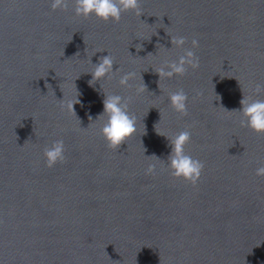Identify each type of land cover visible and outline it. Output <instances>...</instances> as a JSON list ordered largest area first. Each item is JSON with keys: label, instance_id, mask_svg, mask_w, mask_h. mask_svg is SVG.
Segmentation results:
<instances>
[{"label": "water", "instance_id": "water-1", "mask_svg": "<svg viewBox=\"0 0 264 264\" xmlns=\"http://www.w3.org/2000/svg\"><path fill=\"white\" fill-rule=\"evenodd\" d=\"M139 8L141 17L104 22L75 16L72 0L55 11L49 0H0V264H264V176L255 174L264 134L230 112L243 94L264 99L255 92L264 86V0ZM169 36H183L185 48L198 41L199 67L159 81L154 70L183 54ZM103 50L121 69L103 90L131 97L137 117L116 149L89 117L103 110L87 73ZM122 72L135 73L131 87L119 85ZM179 89L187 115L168 100ZM182 130L191 132L185 152L204 164L195 185L170 175L168 140L156 133ZM57 139L65 159L48 167L43 149ZM149 163L156 171L146 175Z\"/></svg>", "mask_w": 264, "mask_h": 264}, {"label": "clouds", "instance_id": "clouds-1", "mask_svg": "<svg viewBox=\"0 0 264 264\" xmlns=\"http://www.w3.org/2000/svg\"><path fill=\"white\" fill-rule=\"evenodd\" d=\"M49 2L53 11L64 9L68 4V0H49ZM72 2L74 3V14L77 17L88 18L89 16H95L97 19L104 22H119L122 13L128 11L134 12L139 17L142 15L139 8L140 0H72ZM169 37L171 47L183 49V54L178 56L175 60L165 61L159 68L154 70L159 77V81L163 78L183 75L188 67L192 69L199 67V59L192 50V48L198 46V41L193 39L192 48H185L184 45L186 40L183 36ZM157 45L161 44L157 43ZM105 51L107 55L99 56L97 63H92L91 61L93 67L91 71L87 72L91 75V79L88 81L89 85L93 86L99 82L103 92L102 112L99 113L95 119L91 116L89 117L92 121H102L99 132L106 141L108 147L116 149L126 143L127 139L137 132V117L129 110L131 97L109 93L103 90L101 83L103 80L117 73H121L120 67H117L115 70L113 69V65H116V63L113 56L107 50L98 52ZM134 77V72H122V74L119 75L118 83L123 88L131 87L129 82ZM145 88L146 85L143 83L137 87L135 91L139 94L142 93ZM262 89H264V86L257 84L255 92L259 93ZM197 95H199V93H197ZM168 100L175 112L181 115H187L188 94L183 89L170 92L168 94ZM60 101V107L67 108L70 112L74 111L73 106L77 104L74 100H68L65 103L64 98L60 99ZM240 105L241 107L239 109H234L230 112H239L241 114L243 117L240 121L241 126L247 127L257 134H264V99H253L243 94ZM88 127H90V124ZM156 133L168 140L170 151L165 161L170 175L177 179H184L195 185L200 179L204 164L202 161L193 158L185 152V146L191 140V132L182 130L171 137L167 136L164 132L156 131ZM64 152L65 146L62 139L54 140L50 145H46L43 149L46 165L48 167H53L57 162H63L65 159ZM151 156H154L157 160H164L158 158L156 155ZM155 171L156 164L149 163L145 170V174H154ZM255 174L257 176H264V165L257 167Z\"/></svg>", "mask_w": 264, "mask_h": 264}]
</instances>
